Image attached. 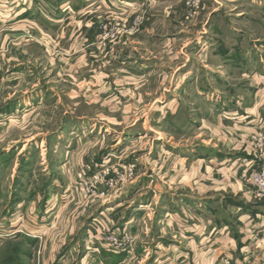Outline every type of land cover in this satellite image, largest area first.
I'll list each match as a JSON object with an SVG mask.
<instances>
[{
    "label": "rangeland",
    "instance_id": "rangeland-1",
    "mask_svg": "<svg viewBox=\"0 0 264 264\" xmlns=\"http://www.w3.org/2000/svg\"><path fill=\"white\" fill-rule=\"evenodd\" d=\"M22 1L20 5L15 3L17 11ZM13 4L6 3L11 8ZM250 4L243 2L233 10L231 4L222 3L217 13L210 14L204 10L203 0H180L160 5L161 12L172 14L170 20L157 22L146 11L125 21L114 15L100 22L96 45L89 48L84 36L73 31L62 37L39 21L28 23L15 21L14 15L0 16V264H56L64 251L69 252L74 245L73 238H79L85 230L92 236L91 246L95 238L100 249V224L114 219L117 213L109 206L118 201L122 204L118 210L123 213L140 201L149 206L139 219L138 233H127L133 244L139 245L141 255L127 264H157L154 251L161 249L154 246L163 232L164 206H168L169 194L175 197L163 180L159 182V172L165 173L172 165L164 155H168L171 146H207L202 141L213 136L214 129H220L213 122L212 109L227 111L242 104L253 91V82L245 76L251 71L256 75L264 73L263 64H259L264 61V12ZM13 44L15 48L11 49ZM71 46L79 48V52ZM88 58L97 61L91 74H106L113 80L124 75H144L139 87L143 96L138 103L143 109L132 119L137 122L128 134L123 125L132 120L120 113L125 105H121L118 95L122 83L112 84L108 100L96 98L95 103L88 104V99H82L89 84L72 77L89 73ZM79 65L83 67L78 69ZM134 108L128 105L127 109ZM13 109L9 115L2 114ZM77 117L83 123L90 121L91 126H77ZM224 117L219 120H227ZM111 118L124 124L119 125L118 121L104 128L103 123ZM201 119L208 122L204 133L199 131L203 129ZM252 134L245 147L250 154ZM127 140L133 142L125 149ZM101 156L108 160L106 165L99 163ZM119 165L132 168L133 176L109 191V196L79 192L82 177ZM243 182L253 191L247 181ZM138 183L137 194L123 195ZM174 191L185 192L177 188ZM197 195L192 197L198 198ZM208 196V210L202 214L192 210L189 215L195 223L202 217L221 228L224 222H230L234 207L230 202L221 203L215 194ZM46 199L51 200L49 205ZM174 199L177 206H183L178 198ZM233 199L244 202L239 196ZM251 199L254 203L264 202L253 196ZM52 206L53 228L58 220L61 226L47 239H33L38 233H31L32 224L39 226L37 216L46 215ZM52 213L53 209L48 214L50 219ZM120 213L115 217H121ZM97 218L100 230L89 232L86 228ZM56 238L63 240L59 245L64 250L57 254L53 246L51 249L52 244H58ZM67 240L70 244L65 247Z\"/></svg>",
    "mask_w": 264,
    "mask_h": 264
},
{
    "label": "crops",
    "instance_id": "crops-1",
    "mask_svg": "<svg viewBox=\"0 0 264 264\" xmlns=\"http://www.w3.org/2000/svg\"><path fill=\"white\" fill-rule=\"evenodd\" d=\"M21 1L0 0V16L10 17L14 15L12 19L14 18L15 21L23 20L28 23L31 20L39 21L44 27L52 29L62 37L65 32L72 34L70 31H73L74 34L84 36L89 48L96 45L97 26L104 19L115 15L118 19L125 18V21L127 18L131 19L133 15L140 11H146L150 14L149 18L153 19V21L157 22L159 19L166 21L170 20L169 16L172 11L165 10L161 12L158 8L162 4H171V2L180 0H24L17 11L16 6L20 5L19 2ZM243 2L251 3L250 6L253 9H259L264 12V0H203L204 10L210 14L217 13L222 7V3L231 4L234 7L233 10H235ZM6 3L10 5L14 3L13 8L7 6ZM167 22L169 23V21ZM30 24L33 25L32 23ZM168 29L167 33L169 32ZM146 31L150 33L149 30ZM123 44L125 43L123 42ZM255 47L257 46L255 45ZM12 48H15V44H13ZM71 49H76L75 52H79V48L77 49L74 46H71ZM87 62L89 73L82 74L79 77H72L73 79L77 78L76 80L77 82L79 80V83L85 82L89 84L88 89H86L87 95H83L82 99H88V104L95 103L96 98L108 100L111 98L112 84L122 83L123 85L119 86L121 90L118 95L121 105H125L120 113L122 116L129 117L128 119L130 120L137 116L138 110L143 109L138 103L143 96L141 91H139V87L143 84L144 75H124L120 80H113L111 76L106 74H91L92 70L90 69L97 61L94 58H88ZM251 62L256 64L255 60L250 59ZM260 63L264 66V61H260ZM249 66L252 69L254 68L252 64ZM77 67L81 69L83 65ZM142 67H144V63ZM79 72L82 73V70H79ZM256 74V72L251 71L249 75L245 76L249 80L251 79V84L253 82V91L242 104L229 108L227 111L216 107L212 109L211 114H214L213 122L220 129H214L213 136L202 141L207 146H171L168 155H164L172 165L171 169L165 171V173L158 171L159 174H162L159 182L162 183L161 181L163 180L169 186V190H173L175 197L169 194L170 201L168 206H164V218L161 223L163 227L161 231L163 232L156 239L154 246L156 250L161 249V252L154 251L153 260L157 264H224L226 259H230L231 264H264V202L254 203L256 201L251 199L252 191L249 190L247 185L243 184L244 178L247 177L254 167L252 155L246 149L247 139L254 131L257 123H264V73L262 75ZM37 99L39 101L44 100L43 97H36ZM39 103L41 104V102ZM128 105L135 107L134 110L129 111L127 109ZM13 111L14 109L6 110L2 114L9 115ZM170 114L172 115L171 112ZM219 115L222 117L226 116L227 118H224L227 120L220 121ZM76 119H78L77 126H84L85 124L91 126L90 121L83 123L82 118L77 117ZM201 120L203 121L201 125L203 129L199 131L204 133V128L208 122H205V119ZM109 121L105 120L107 124L103 123L104 128L107 126L112 127L119 120L111 118ZM135 122L137 121L132 120L131 124L125 123L123 125L124 123L119 121V125H123V130L128 134L135 127ZM202 133L198 134L200 136L197 137H202ZM129 142L133 141L127 140L124 144L125 149L128 148ZM211 142L214 143V146L211 145L209 149H206ZM217 146L221 147V149ZM212 147H217V149L213 150ZM109 153L107 154L108 157L111 155ZM104 158L102 156L98 158L101 165L108 163V160H104ZM161 167L160 165L159 169ZM139 185V183L134 185L130 188L132 191L129 192L128 189L123 195L137 194L135 192L140 191V189L139 191L137 189ZM176 188L185 192L177 194L176 192L178 191H174ZM209 193L220 197L221 203L222 201L223 203L230 202L231 207H234V211L232 210L233 217L229 220L230 222H224L225 226L221 228L218 225H213L212 222H208L207 219L203 218L204 220H202V217L199 218V222L195 223L192 221V216L189 215L192 210L198 214L205 213L208 210ZM193 194H198V198H193ZM236 196L242 198L244 202L234 200L233 198ZM174 198H178L179 202L183 203V206H177ZM46 201L47 205H49L51 200L46 199ZM119 202L112 204L109 208L111 211L114 210L113 212L116 211L118 215L121 212L122 216L116 218L117 214L113 215L114 219H117L116 221L113 218H108V221H102L100 226L103 229L111 227L131 234L132 232H135L133 234L138 233L141 225L139 219L144 212H147L148 203L140 201L132 206L130 210L123 213L122 210H118L122 207ZM254 204L257 206L261 205L262 209H259V206L257 207ZM31 209L33 210V208ZM52 209L53 213L50 219L49 211ZM54 210L55 206H52L46 211V215H42L41 218L37 216L36 219L41 224L39 226L36 222L32 224L31 233H38V235H35L36 238L33 239H40V241L47 239L52 231L61 226L58 220L57 226L53 228L55 226L52 223L55 216ZM179 210H182V212L178 213ZM186 212L190 213L186 214ZM57 217L58 215H56ZM109 220L113 221L112 224ZM97 221L98 218L91 222L89 228L86 229L95 233L96 229L100 227L96 224L99 222ZM86 232V230L83 232L82 237L73 238L72 242L74 245L70 247L69 252L64 251L59 245L60 242L62 244L63 240L56 238L58 239V244H52L51 249L53 246L56 254L59 253L60 249L64 251L63 255L57 259L58 262L56 264H127L129 261L141 257L138 254L140 252L138 244H135L129 253L119 255L110 253L102 248L98 249L96 246L99 245L95 239L93 240L95 244L91 246L93 244L91 243L92 240L89 241L88 238L92 237L88 236V233L85 234ZM160 240H165V242ZM69 242L67 240L65 247L69 246ZM144 252L146 253L147 251L144 250Z\"/></svg>",
    "mask_w": 264,
    "mask_h": 264
},
{
    "label": "built area",
    "instance_id": "built-area-1",
    "mask_svg": "<svg viewBox=\"0 0 264 264\" xmlns=\"http://www.w3.org/2000/svg\"><path fill=\"white\" fill-rule=\"evenodd\" d=\"M248 148L252 152V162L254 167L244 178L252 186V196L255 200H264V123H257L251 137ZM133 176L132 168L119 165L117 168L109 167L101 173L82 177L78 182L79 192L93 196L96 194L104 197L109 196V191H114L127 178ZM90 236V234H88ZM92 237V236H91ZM101 248L113 254H127L133 248V240L127 232H120L111 227L99 231L97 236ZM95 239V238H94ZM90 241L91 238L89 237ZM224 264H231L230 259H226Z\"/></svg>",
    "mask_w": 264,
    "mask_h": 264
}]
</instances>
